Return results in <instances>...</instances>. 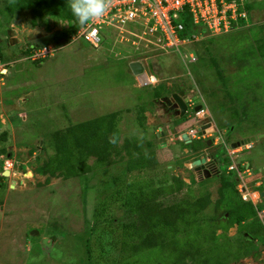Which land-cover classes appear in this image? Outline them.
I'll return each mask as SVG.
<instances>
[{
	"label": "rangeland",
	"instance_id": "obj_1",
	"mask_svg": "<svg viewBox=\"0 0 264 264\" xmlns=\"http://www.w3.org/2000/svg\"><path fill=\"white\" fill-rule=\"evenodd\" d=\"M252 5L239 22L242 28L198 38L179 52L149 44L147 38L140 45L119 44L111 31L96 49L82 39L54 46L60 25H35L24 13L8 26L0 19V46L6 57L0 63V132L8 133L10 157H0L2 170L9 172L0 179V264H123L128 257L120 249L125 207L112 192L138 178L157 184L175 177L191 183L167 203L190 194L195 201L202 195L213 204L221 190L217 215L223 214L224 205L245 216L242 225L233 223L227 236L239 237L238 226L252 230L259 241L264 238V217H259L264 197L257 195L255 203L247 198L253 211L239 200L240 186L264 193V0H252ZM33 45L50 47L51 53L37 63L28 60L24 51ZM188 55L196 60L189 62ZM133 61L141 62L149 76L155 73L156 81L140 87L128 66ZM214 66L221 70L233 104L221 93L223 85ZM160 83H166L165 90L187 92L189 111L181 119H172L161 96H155ZM193 104L201 106L196 115ZM142 109L144 131L137 124ZM115 111L120 112L119 144L132 137L140 140L141 150L154 155V168L138 177L126 173L125 162L112 166L108 174L98 170L69 180L35 174L46 157L40 144L49 142L52 133ZM205 119L211 126L198 142L224 144L226 150L206 153L218 161L223 153L225 162L219 166L220 176L199 179L194 173L197 155L191 153L197 147L190 141L184 142L188 148H181L179 133L196 140ZM250 137L258 138L250 148L231 147ZM229 162L240 166L226 174ZM253 246L259 255L236 264H264L261 244L256 241Z\"/></svg>",
	"mask_w": 264,
	"mask_h": 264
},
{
	"label": "trees",
	"instance_id": "obj_2",
	"mask_svg": "<svg viewBox=\"0 0 264 264\" xmlns=\"http://www.w3.org/2000/svg\"><path fill=\"white\" fill-rule=\"evenodd\" d=\"M245 1V9L251 10L252 0ZM66 3L67 0H0V19L8 26L17 14L24 13L32 24L47 27L49 22H53L54 25H60V31L53 37V45L59 46L70 42L80 27L75 24ZM236 28L234 30L242 28L241 24L238 23ZM198 31L203 33L202 30ZM192 32L194 30L186 23L183 36L180 37H187ZM251 39L254 40L255 37ZM193 44L195 42H192ZM40 48L42 47L29 46L24 54L29 60L32 52ZM3 49L4 47L0 46V63L6 61ZM214 69L223 85L221 93L227 96V99L231 101L230 104H233L221 70L217 66H214ZM151 75L158 77L155 73ZM166 88V83H160L155 90V96L173 92L165 90ZM143 113L144 109L140 111L137 124L144 131ZM119 120L120 112L115 111L55 131L51 134L49 142L43 141L40 144V150L46 154V157L36 166L35 174L46 176V179L56 177L69 180L98 170L108 174L112 166L125 162L126 173L135 174L134 176L138 177L142 172L154 168L157 164L154 155L141 150L140 140L132 137L124 139L119 144ZM7 137V131L2 130L0 157L5 156V160L10 158L6 150ZM197 143L194 145L197 148L194 149H201L206 145L205 142ZM146 146H150V143L147 142ZM180 147L188 148L184 142L180 143ZM48 149L51 153L47 152ZM3 160H0V179H4L1 176ZM111 179L117 180L115 177ZM113 181L111 182L114 183ZM190 184L186 185L183 180L175 177L165 178L157 184L151 179L138 178L128 181L123 188H113L112 194L115 192L114 196L121 200V205L125 207V222L121 223L120 249L127 252L128 257L123 264L151 261L153 264H236L249 255L255 258L259 255V251L253 246L256 241L261 244L264 251V238L257 240L252 230L245 231L240 228L239 237L227 236L233 223L242 225L245 216L240 215L238 208H229L224 205L223 214L217 215L222 202L221 190L219 198L213 204L202 195L195 201L190 194H187L184 199L166 202L184 188L189 189ZM235 191L239 194L237 189ZM239 200L245 203L244 205L247 204L246 206L252 211L254 210L251 203L243 201L240 195ZM262 210L264 209L260 211ZM261 222L259 221L260 225ZM218 230H221L220 234H217ZM244 232L248 233L252 239L243 237Z\"/></svg>",
	"mask_w": 264,
	"mask_h": 264
},
{
	"label": "built area",
	"instance_id": "obj_3",
	"mask_svg": "<svg viewBox=\"0 0 264 264\" xmlns=\"http://www.w3.org/2000/svg\"><path fill=\"white\" fill-rule=\"evenodd\" d=\"M103 16L80 26L72 40H84L96 49L114 33L119 44L131 42L140 45L147 38L149 44H160L165 49L190 45L203 37H215L237 29L239 21L246 19L245 0H104ZM187 18V19H186ZM186 23L194 30L183 36ZM198 30H202L203 33ZM52 50L42 47L34 50L29 60L44 59ZM37 52V54H35ZM43 58H41V57ZM189 61H194L192 55ZM140 87L153 84L155 77L143 73L136 76ZM156 81V80H155ZM242 186H240V191ZM243 192V191H242ZM247 196V197H246ZM246 200L249 194H243ZM251 199V198H250ZM260 219L264 212L259 213Z\"/></svg>",
	"mask_w": 264,
	"mask_h": 264
},
{
	"label": "flooded vegetation",
	"instance_id": "obj_4",
	"mask_svg": "<svg viewBox=\"0 0 264 264\" xmlns=\"http://www.w3.org/2000/svg\"><path fill=\"white\" fill-rule=\"evenodd\" d=\"M174 93L175 94L183 93L184 96L188 99L187 100V105L189 104L190 101H189V98L187 97V94H186L187 92L185 93L184 90H180V89L175 90V91L171 92L170 94L161 96V103L166 107V109L169 112V114L171 115L172 119H174L176 121V120H178L179 117H178V114H176V110L177 109L174 107V104H175L174 102L175 101L171 98V95L174 94ZM196 107L197 106H195V104H193V106L191 107V110L193 111L194 115H196V112H195V108ZM188 111H189V106H188V110H187L186 114L188 113ZM179 119H181V118H179ZM185 123H188V122L185 121ZM207 128H209V127H206L204 129V132H205V130ZM181 131H180V133H181ZM180 133H179V135L181 136ZM198 140H200L199 133H198V137H197L196 140L195 139H194V141L190 140L191 141V145H195L198 142ZM203 142H205V144H206L203 148L197 149V150L191 148V153L197 155V159L195 160V162L204 160V163H200L199 165H195L194 173L198 176L199 179H204L206 176H211L212 174H214V175L216 174L217 176L218 175L220 176L222 174V172H221V167L219 169V166L222 165L221 163L225 162V161H222V160H224V154L222 153V156H221L222 158L218 161L217 159L214 158L213 154H211V153L207 154L206 150L212 149L214 152L220 151L222 149H225L224 144L211 142L208 139L204 140ZM238 166H240V165L235 164V166H233V167H232V165L227 166L228 170H227L226 174H228L230 171L236 169ZM247 167H248V165L246 166V169L244 170L245 172H248V168ZM257 187H259V186H257ZM242 190L245 191V190H247V188L245 186H242ZM249 192H251V191H249ZM258 196L261 197V198L264 197V196H262L261 192L258 193ZM241 199H242V197H241ZM236 229L238 231L239 227L236 226ZM240 235H241V233H240ZM242 236L243 237H248L249 239H252L251 236L248 235V233H246V234L243 233Z\"/></svg>",
	"mask_w": 264,
	"mask_h": 264
},
{
	"label": "clouds",
	"instance_id": "obj_5",
	"mask_svg": "<svg viewBox=\"0 0 264 264\" xmlns=\"http://www.w3.org/2000/svg\"><path fill=\"white\" fill-rule=\"evenodd\" d=\"M66 7L69 10L71 16L74 19L75 24L83 26L86 25L88 22L99 18L101 16H103L105 10H106V5L104 0H67L66 3ZM206 38V37H204ZM203 38V39H204ZM202 39V40H203ZM189 46V45H188ZM193 55V54H192ZM189 56V55H188ZM194 56V55H193ZM186 57V56H185ZM188 58V57H187ZM195 58V57H194ZM43 60V59H42ZM41 61V60H39ZM36 62V61H35ZM38 62V61H37ZM134 62V61H133ZM139 62V61H138ZM141 63V62H140ZM142 64V63H141ZM129 65V64H128ZM143 65V64H142ZM143 70H144V66H143ZM135 76V75H134ZM201 111V110H200ZM199 112V111H198ZM197 112V113H198ZM211 126V125H210ZM202 127V126H201ZM183 142V141H182ZM251 145H246L244 146L246 148H250ZM240 191V189H239ZM243 190H241L242 192ZM251 193H255L256 195H258V192L256 191H251V192H247V190L243 191V194H251ZM242 194V195H243ZM241 195V197H242ZM247 197V196H246ZM250 197V196H249ZM257 198V197H256ZM243 199V198H242ZM250 199V198H249ZM243 201H247L243 199ZM250 201H252L253 203H255V201L257 202V200L255 199L252 200L250 199ZM255 205V204H254ZM261 212H264L263 210ZM260 212V213H261ZM262 220V219H261Z\"/></svg>",
	"mask_w": 264,
	"mask_h": 264
},
{
	"label": "water",
	"instance_id": "obj_6",
	"mask_svg": "<svg viewBox=\"0 0 264 264\" xmlns=\"http://www.w3.org/2000/svg\"><path fill=\"white\" fill-rule=\"evenodd\" d=\"M128 66H129V69H130L131 73L133 75H135V76L140 75V74L143 73V65L140 62H138V61L131 62V63H129ZM171 98L175 101L174 102L175 103L174 107L177 109L176 110V114H178L179 118L183 117L186 114L187 110H188V105H187V100L188 99L184 96L183 93H179V94H175L174 93V94L171 95ZM200 110H201V106H197L195 108V112H198ZM210 125H211L210 121L208 119H205V124L202 127H200L199 129H197L198 132H199V136L205 134L204 129L206 127H209ZM180 134H181V138H182L183 142H186V143L190 142L189 137L187 136V134L185 132L181 131ZM257 140H258L257 137H250L248 139H244L241 142L232 143L231 147L232 148H236V147H239L241 145L242 146L243 145L246 146V145H249V144H255ZM200 163H204V160L196 161L195 165H199ZM8 174H9L8 171H3L2 172V176L3 177H6ZM29 174H31V173H29ZM262 196H264V193H262Z\"/></svg>",
	"mask_w": 264,
	"mask_h": 264
},
{
	"label": "bare ground",
	"instance_id": "obj_7",
	"mask_svg": "<svg viewBox=\"0 0 264 264\" xmlns=\"http://www.w3.org/2000/svg\"><path fill=\"white\" fill-rule=\"evenodd\" d=\"M152 81H155V80H152ZM249 196H250V198H251L252 200H255L256 197H257V195H256L255 193H251V194H249Z\"/></svg>",
	"mask_w": 264,
	"mask_h": 264
}]
</instances>
